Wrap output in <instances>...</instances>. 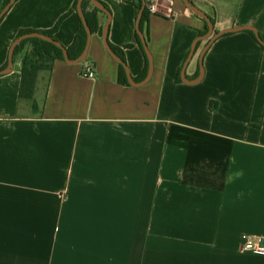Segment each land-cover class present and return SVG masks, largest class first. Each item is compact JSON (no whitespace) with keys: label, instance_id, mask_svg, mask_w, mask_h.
Instances as JSON below:
<instances>
[{"label":"crops","instance_id":"crops-1","mask_svg":"<svg viewBox=\"0 0 264 264\" xmlns=\"http://www.w3.org/2000/svg\"><path fill=\"white\" fill-rule=\"evenodd\" d=\"M76 1L14 0L0 19V71L22 31L57 27L71 47ZM98 1L110 19L98 15L84 62L41 71L31 99L19 95L21 56L0 76V264H264L241 249L243 235L264 237V47L250 31L218 38L194 84L210 41L200 40L186 83L205 21L160 0L143 31L153 75L126 85L103 31L144 81L142 0ZM190 1L214 34L264 35V0ZM88 64L93 80L81 75Z\"/></svg>","mask_w":264,"mask_h":264},{"label":"trees","instance_id":"trees-1","mask_svg":"<svg viewBox=\"0 0 264 264\" xmlns=\"http://www.w3.org/2000/svg\"><path fill=\"white\" fill-rule=\"evenodd\" d=\"M9 1L10 0H7V4L9 3ZM78 1L79 0H77L74 5L73 11L75 12H77ZM82 8L84 11L86 22L92 34H96V33L101 34L102 30L99 26V19H98V15L101 12L96 7L93 6L91 0H84L82 4ZM89 8L91 9L89 10ZM141 8H142V2H140L139 9ZM148 16H149V12L147 9H145L140 21V29L142 32L144 31V27L148 22ZM209 18L211 19L212 23L215 24V20L211 17ZM80 23H81L80 32L76 37L73 45L67 49L69 58L71 60H75L78 57H80L86 45L87 34L81 20ZM205 26H206L205 32L203 33V35H205L208 32L206 22H205ZM56 31H57V27L52 31L36 32V31L27 30L20 32L17 38L27 34L41 33L58 42V40L55 37ZM249 33L255 35L253 32H249ZM260 36L264 40V35H260ZM138 42L140 47L143 49L140 38H138ZM20 56L22 57V59H21V85H20L19 95L20 98L22 99H31L33 97L37 83V78L41 71L52 70L54 63L57 60L65 61L63 56V51L59 47H57L52 43L37 38L25 40L15 48L13 61L19 58ZM119 67H120L119 72L121 77L120 82L128 85L125 70L121 65Z\"/></svg>","mask_w":264,"mask_h":264},{"label":"water","instance_id":"water-1","mask_svg":"<svg viewBox=\"0 0 264 264\" xmlns=\"http://www.w3.org/2000/svg\"><path fill=\"white\" fill-rule=\"evenodd\" d=\"M84 0H79L78 1V5H77V13L79 15V18L85 28L86 34H87V40H86V45L84 48L83 53L80 55V57H78L75 60H71L69 58L68 55V51L65 47H63L59 42H56L55 40H53L52 38L43 35L41 33H32V34H27V35H23L19 38H17L14 43L12 44V47L10 49L9 52V61H8V66L3 69L2 71H0V76H4L7 75L9 73H11V71L14 68V62H13V58H14V51L15 48L23 41L28 40V39H33V38H37L49 43H52L54 45H56L57 47H59L62 51H63V56H64V60L68 63V64H79L84 62L87 59L88 56V52H89V47H90V42H91V38H92V32L86 22L85 16H84V11L82 8V4H83ZM14 2V0H11L10 3L8 4V6L3 10V12L0 14V19L6 14V12L9 10V8L11 7L12 3ZM92 4L94 7H96L100 12H102L103 14L107 15L108 18L110 19V12L108 11V9L98 0H91ZM182 2L184 3V5L190 10L192 11L195 15L199 16L200 18H202L206 23H207V29L208 32L203 35L202 37L199 38V40L194 44L190 55L184 65V68L182 70V80L186 83H188L187 79H186V69L188 64L190 63V61L192 60V57L194 56L195 50H196V46L197 43L200 40H206L209 39V43L208 45L205 47V49L203 50L202 54H201V58H200V67H201V75L199 76V78L194 82V84L200 82L204 76V68L202 66V61H203V57L206 53V51L209 49V47L220 37L226 35V34H231V33H237V32H242V31H250L253 32L255 34V37L257 39V41L260 43V45H262L264 47V40L261 38L259 32L250 26H244V27H239V28H231V29H226L224 31L218 32L214 34V24L212 23L211 19L209 18V16L202 11L201 9H199L196 5H194L190 0H182ZM146 9V0H142V8L140 10L139 16H138V22H137V33L138 36L140 38L141 44L143 46V50L144 53L147 57L148 60V64H149V68H148V74L147 77L144 79V81L140 82V83H136L133 78L131 77L130 71L128 69V67L126 66V64L124 63V61L118 56L116 55V53L112 50V48L109 46L108 41H107V33H108V26L104 29L103 31V44L106 48V50L108 51V53L111 55V57L116 60L125 70L126 73V78L127 81L130 85L132 86H142L144 84H146L152 77L153 75V69H154V64H153V58L152 55L148 49V45L146 42V39L144 37L143 32L140 29V21L143 15L144 10Z\"/></svg>","mask_w":264,"mask_h":264},{"label":"built area","instance_id":"built-area-1","mask_svg":"<svg viewBox=\"0 0 264 264\" xmlns=\"http://www.w3.org/2000/svg\"><path fill=\"white\" fill-rule=\"evenodd\" d=\"M159 3L160 0H146V9L150 14H156L158 12ZM81 75L86 79H95L96 71L94 65H86ZM241 249L253 255L264 257V237L243 235Z\"/></svg>","mask_w":264,"mask_h":264}]
</instances>
